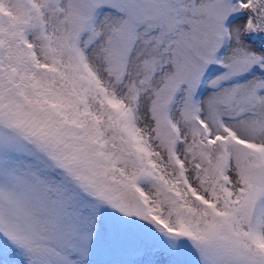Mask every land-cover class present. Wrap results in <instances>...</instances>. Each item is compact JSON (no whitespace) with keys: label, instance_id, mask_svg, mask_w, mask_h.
<instances>
[{"label":"snow or ice","instance_id":"6c2138e0","mask_svg":"<svg viewBox=\"0 0 264 264\" xmlns=\"http://www.w3.org/2000/svg\"><path fill=\"white\" fill-rule=\"evenodd\" d=\"M0 264H264V0H0Z\"/></svg>","mask_w":264,"mask_h":264}]
</instances>
